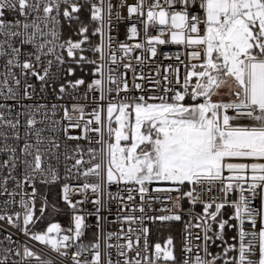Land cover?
<instances>
[{"label": "snow or ice", "instance_id": "obj_1", "mask_svg": "<svg viewBox=\"0 0 264 264\" xmlns=\"http://www.w3.org/2000/svg\"><path fill=\"white\" fill-rule=\"evenodd\" d=\"M0 264H264V0H0Z\"/></svg>", "mask_w": 264, "mask_h": 264}]
</instances>
